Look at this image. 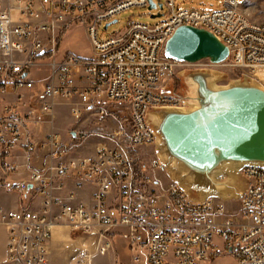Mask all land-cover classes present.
I'll return each instance as SVG.
<instances>
[{
    "label": "built area",
    "instance_id": "2783aa9c",
    "mask_svg": "<svg viewBox=\"0 0 264 264\" xmlns=\"http://www.w3.org/2000/svg\"><path fill=\"white\" fill-rule=\"evenodd\" d=\"M162 0L163 17L153 25L128 24L121 36L99 40L102 23L136 8L147 0H17L15 9L0 5V91L17 99L34 87L28 76L34 63L49 61L50 81L43 87L38 107L22 112L15 105L0 107V186L20 195L38 197L39 210L3 212L0 225L7 230V264H49L48 242L54 227H67L83 235H94L110 249V239L122 237L130 252V264H207L219 253L231 254L237 264H264V169L246 167L241 174L247 189L239 200V214L228 213L215 199L191 201L172 181L159 186L147 178L135 181L140 169L139 148H152L147 169L163 171L154 153L155 138L146 116L152 108L180 107V101L161 94L167 80L200 63L166 59V41L180 25L205 30L228 49L225 62L242 75H259L264 69V18L252 22L239 11L236 0H223L213 12L183 9L177 2ZM16 17V19H15ZM82 23L93 50L91 59L67 55L56 61L65 30ZM206 66H215L209 60ZM220 65V64H218ZM83 73V84L76 75ZM76 97L70 114L80 119L83 110L101 102L125 104L130 113L127 136L121 131L103 133L112 145L101 143L85 158H67L57 133L37 141L29 125L51 118L55 99ZM97 115H105L98 109ZM83 139V135L78 136ZM14 149L45 153L54 166L28 168V177L11 180L16 167L6 160ZM62 180L74 189L93 187L91 205L78 202L66 192Z\"/></svg>",
    "mask_w": 264,
    "mask_h": 264
},
{
    "label": "water",
    "instance_id": "95a60500",
    "mask_svg": "<svg viewBox=\"0 0 264 264\" xmlns=\"http://www.w3.org/2000/svg\"><path fill=\"white\" fill-rule=\"evenodd\" d=\"M147 1L148 10H158L151 19L162 18L163 5ZM163 55L178 62L209 60L218 65L226 61L228 49L211 33L182 26L166 41ZM177 74L179 86L173 81L168 87L167 81L161 94L181 106L152 108L146 116L155 156L167 178L191 201L240 200L248 185L241 170L264 169V87L246 75L218 87L213 71Z\"/></svg>",
    "mask_w": 264,
    "mask_h": 264
},
{
    "label": "rangeland",
    "instance_id": "374dc122",
    "mask_svg": "<svg viewBox=\"0 0 264 264\" xmlns=\"http://www.w3.org/2000/svg\"><path fill=\"white\" fill-rule=\"evenodd\" d=\"M152 1L157 4L162 3V0H152ZM236 2L239 5H243L244 0H236ZM2 3L3 1L0 0L1 7L5 8V6ZM176 4L180 5L183 9H187V10H196L200 12H213L215 10L222 8L223 0H185L183 2H177ZM253 4L254 5L248 7V12L254 13V15L252 16L249 15L246 17L252 22H257V23L261 22L264 18V1L255 0ZM156 13L157 10L150 11L148 10L147 7L136 8L127 12H123L117 15L116 18L112 19V20H116L117 22L109 25L106 30H104V26L107 24V22L102 23L101 27L99 28L98 38L99 40H104L105 38H109V37L121 36L126 31L128 24L131 23H144V24L153 25L160 20V19H151V16ZM75 25L77 26V29L74 31V33L71 35L70 38L64 40L61 43L59 47V52L61 54L71 52L74 53L75 56L79 55L82 56L83 58L93 57L92 56L93 50L90 45L89 39L85 33V30L81 28L80 24L77 23ZM207 62L208 61L206 60H202L198 62L200 63V65L195 67H190L189 69H185V70L191 72L199 71V70H208L215 72V74L218 77L215 84L218 87H225L229 85L231 82L239 80L242 76L241 71H236L234 69H231L226 64L206 66V64H208ZM36 65H39L40 66L39 68H41V69L38 68L36 70H47L49 61H46V59H41L36 63ZM258 74L259 75L256 76H252V75H246V76H248L253 80H256L257 82H259V84H261L264 87V69L260 70ZM177 75H178L177 72H175L171 75L170 81L167 80L168 82L166 83V85H168V87H170L169 82L173 83V81L176 82L177 86H179V83H177V77H178ZM70 105H80L79 99L74 97L68 100L66 104L63 105L64 108H62V110L60 108L62 112H60V110H58L57 108L55 109L56 117L54 115L51 117V120H53L56 124L55 125L56 128H58L59 124L62 126L64 124H68L65 128V133L63 128L60 129L59 131L60 132L59 136L61 138L62 143L63 141L65 142L67 140L66 138L67 136L69 138L68 135L69 131H73L78 128L84 129L85 127H87V129L85 128L84 130L88 134L86 135L83 134V139L84 137H88V136L94 137L87 139L88 141L93 143V145L97 143H106L107 145H112V143H110V140L106 138L104 134H99V131L103 133H110V131H121L122 134L120 138H122L123 135L127 136L128 130L130 129V113L128 107L125 104H110V103L101 102L99 105H97V107H94L92 109V112L94 113L95 116H91L89 118L90 121H93L91 126H87L86 123L84 122L80 125V127H78V125L75 126L71 124L80 123L83 121L84 118H88L87 111L83 110L80 119L76 120L70 114ZM98 109H103L105 111V115H97L96 113L98 112ZM87 130H91V132H88ZM83 139L78 138V140L76 141V145H79L80 151L81 150L83 151V147L86 144V140L83 141ZM131 152H133L136 157L139 156L138 160L140 164L139 166L140 171L145 170L147 172L148 163L153 155L152 148H139L138 150L136 151L133 150ZM160 174L165 183H167V181H171L169 178H167L166 171ZM9 192H14V191H9ZM237 205L240 206V203L235 204L234 208H236ZM22 209H33L34 211H38L39 205L34 203L32 200H30L27 206H24L19 210ZM2 211L7 212L11 210H2ZM234 214L238 215L239 212L238 213L233 212V215ZM54 228H61L60 233L55 236L56 245L54 247L55 249L54 255L57 259H59V264H68V263L115 264L116 261L117 264H130L129 252L123 249L121 246L120 248L117 247V253L119 257H117L116 250L114 251V253L112 252V250L114 249V246L111 243L113 237L110 239V249L104 255H102L99 253V250L100 247L103 246L105 241L100 240L97 236L79 234L78 232L71 231L67 227L57 226ZM52 231H51L50 240L48 242V252H49L50 242L52 239ZM117 240L120 242L123 241L124 244H126V242L122 237L118 238ZM6 252H7V247H6ZM100 257H102L103 262L102 260L99 261ZM6 260H7V255H6ZM48 262H49V256H48ZM207 264H237V263L231 254L219 253L217 256L213 257L212 260Z\"/></svg>",
    "mask_w": 264,
    "mask_h": 264
},
{
    "label": "crops",
    "instance_id": "0c3cea01",
    "mask_svg": "<svg viewBox=\"0 0 264 264\" xmlns=\"http://www.w3.org/2000/svg\"><path fill=\"white\" fill-rule=\"evenodd\" d=\"M2 1H3L2 4L5 7L12 9V11L17 6V0H2ZM254 1L255 0H244L243 5L238 4L239 11L242 14H244L245 16L254 15V13L248 12V7L254 5L253 4ZM261 1H264V0H261ZM13 13H14V11H13ZM15 19H16V17H15ZM78 24H80L81 28L83 30H85L84 25L82 23H78ZM76 29H77V26L75 24L69 26L65 30L63 36L61 37V40L59 41V45H58V49H57V55H56V61L58 63L62 62L64 57H66L67 55H75L74 53H71V52L61 54L59 52V47L64 40H67L68 38L71 37V35L74 33V31ZM77 57H79L81 59H91L92 58V57L91 58H83L82 56H79V55H77ZM39 67L40 66L36 65V63L33 64V67L30 71L29 76H28V80L33 82L34 87L31 91L24 92L23 93L24 97L22 99H17V97L10 92L3 93L0 91V107L3 105H15L22 112H25L27 109H34V108L36 109L38 107V101H39L40 95L42 93L43 87L50 81L49 70L48 69L47 70H36ZM39 69H41V68H39ZM82 75H83L82 72L79 73L78 75H76V79H77L76 84H79V85L83 84V79H80V77ZM66 102L67 101L62 100V99H55L54 108H53V113H54L55 117H56V110L55 109L58 108V110H60V108H61V110H62V108H64L63 105L66 104ZM61 110H60V112H62ZM85 111H87V117L88 118H84L83 121L80 123L71 124V125H75V126L78 125V127H80V125L85 122L87 126H91L93 121H90L89 118L91 116H95V115L92 112V109H88ZM55 125H56L55 122L53 120H51V118L46 117V116H42L40 118V124L38 126H34L33 124H30L28 131H29V134L32 138L39 141L42 137H44V135H46L49 132L58 133V135H59L60 129L63 128L64 133H65V128L68 124H64L63 126L59 124L58 128H56ZM85 128L87 129V127H85ZM84 129L78 128L76 130L69 131V134H68L69 138L67 136L66 137L67 140L65 142L63 141V145L66 146V151H67L66 152L67 153L66 159L67 158L90 157L95 153L96 146L98 144H101V143H97V144L93 145V143H91L87 139L88 138H94V137H92V136L91 137H89V136L84 137L83 141L86 140V144L83 147V151L82 150L80 151V149H79L80 147H79V145H76V141L78 140V137H77L78 135L88 134L85 132ZM87 131L91 132V130H87ZM93 133H95V132H93ZM78 142H80V141H78ZM6 163L14 165L16 167L15 174L13 175V177L11 179V180L16 181V182L22 181L28 177V172H27L28 168L34 167V168H38V169H40V168L45 169L50 165H52V166L55 165L54 162L49 161V159L45 155V153H43L41 151L35 150L34 152L27 153L26 151H23V150L21 151V149H14L12 151L11 156L6 160ZM147 172H149V173H147ZM147 172L145 170L140 171V169H138L135 173V181L140 182L141 180L151 178V179L155 180V182H157L159 184V186H165L169 182V181H167V183H165L164 180L162 179V176L160 173H163L164 171L151 172L148 169ZM61 182L67 187L66 192H74L76 194L78 202L85 203L87 205L92 204L91 196L93 194V187L91 185L86 184L83 187H81L80 189H74V186L71 184L70 181L62 180ZM30 200H32L34 203L39 205L40 199L38 197L32 196L31 193H28L26 195H20L18 192L5 191L0 186V209H2V210H16V209L19 210V209L23 208L24 206H27L28 202ZM215 200L219 205H222L225 208V210L230 214H233V212L238 213L240 210L239 209L240 206H238V205L236 208H234L235 204H239L238 203L239 200H221V199H215ZM60 231H61V228H54L52 231V239H51L50 246H49V264H59V259H57L54 255L55 254L54 247L56 245L55 236L58 235L60 233ZM118 238H120V236L115 235L111 240V243L114 246V249L112 250V252L114 253V251L116 250V253H117V247L120 248V246L129 252L127 245L124 244L123 241L122 242L118 241L117 240ZM6 247H7V230H6L5 226L0 225V264H7ZM129 255H130V252H129ZM215 256H217V255H215ZM117 257H119L118 253H117ZM101 260H102V257L99 258V261H101ZM102 262H103V260H102ZM68 264H70V263H68ZM115 264H117V261Z\"/></svg>",
    "mask_w": 264,
    "mask_h": 264
},
{
    "label": "bare ground",
    "instance_id": "6f19581e",
    "mask_svg": "<svg viewBox=\"0 0 264 264\" xmlns=\"http://www.w3.org/2000/svg\"><path fill=\"white\" fill-rule=\"evenodd\" d=\"M182 26H190V25H180V27H182ZM173 34H174V32L171 33V36H172ZM213 36L216 38V35H213ZM261 70H263V69H261ZM259 71H260V70H259ZM259 71H258V72H259Z\"/></svg>",
    "mask_w": 264,
    "mask_h": 264
},
{
    "label": "trees",
    "instance_id": "16d2710c",
    "mask_svg": "<svg viewBox=\"0 0 264 264\" xmlns=\"http://www.w3.org/2000/svg\"><path fill=\"white\" fill-rule=\"evenodd\" d=\"M132 155H134V153H132ZM1 163L3 164V162H4V157H1Z\"/></svg>",
    "mask_w": 264,
    "mask_h": 264
},
{
    "label": "flooded vegetation",
    "instance_id": "af4514ba",
    "mask_svg": "<svg viewBox=\"0 0 264 264\" xmlns=\"http://www.w3.org/2000/svg\"><path fill=\"white\" fill-rule=\"evenodd\" d=\"M158 12V11H157ZM161 13H163L162 11H161Z\"/></svg>",
    "mask_w": 264,
    "mask_h": 264
}]
</instances>
